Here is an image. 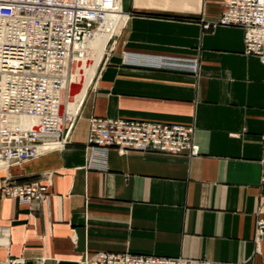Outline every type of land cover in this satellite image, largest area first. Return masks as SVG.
<instances>
[{
	"label": "crops",
	"instance_id": "0c3cea01",
	"mask_svg": "<svg viewBox=\"0 0 264 264\" xmlns=\"http://www.w3.org/2000/svg\"><path fill=\"white\" fill-rule=\"evenodd\" d=\"M118 4L125 23L69 143L8 171L13 183L45 185L48 195L21 203L0 194V264H80L96 253L264 264V237L254 239L264 60L244 53L241 28L215 24L226 0ZM93 117L193 126L199 152L110 149L106 168L91 169Z\"/></svg>",
	"mask_w": 264,
	"mask_h": 264
},
{
	"label": "built area",
	"instance_id": "2783aa9c",
	"mask_svg": "<svg viewBox=\"0 0 264 264\" xmlns=\"http://www.w3.org/2000/svg\"><path fill=\"white\" fill-rule=\"evenodd\" d=\"M116 1L0 0V172L5 173L1 179L2 197L21 203L46 199L45 185L15 184L8 171L38 158L50 146L60 149L69 143L78 114L71 115L63 108L68 67L73 59L87 55L86 42L106 21L115 28L107 51L126 19ZM109 14L114 16L111 20ZM215 24L241 28L244 53L264 60V0H226L225 11ZM196 67L193 63L194 71ZM193 136V126L93 117L85 148L89 152L88 166L105 169L110 149L119 154L196 156L199 149ZM260 165L264 187V134ZM261 200L262 217L258 215L255 220V240L264 237V195ZM80 264L250 263L96 253Z\"/></svg>",
	"mask_w": 264,
	"mask_h": 264
},
{
	"label": "bare ground",
	"instance_id": "6f19581e",
	"mask_svg": "<svg viewBox=\"0 0 264 264\" xmlns=\"http://www.w3.org/2000/svg\"><path fill=\"white\" fill-rule=\"evenodd\" d=\"M117 2V8L120 9L119 4H118V0ZM114 16H112V14L108 15V20H111ZM112 27V26H111ZM115 33V28L109 27V23L106 21L104 23V25L96 32V34L94 35L93 38H91L90 40H88L85 44L86 48H87V55H86V59L85 57L80 59V58H76L73 59L70 63V65L72 66V69L74 70L71 77H70V89H69V95L71 96H76V94L80 91L79 90V85H80V80L82 78V76L84 75V71L85 68L87 67V61L89 60L88 58V54L91 53L92 57L94 56L93 62H92V66H91V70H90V79H92L95 75V71L96 68L98 67V65L100 64L103 54L108 46L109 43V39L112 35H114ZM65 91V88H64ZM64 91H63V108L64 110H67V112L71 115H77V111L79 110V105L81 100L83 99V96L85 94L84 90L82 89L80 91V94L77 95V100L73 101L68 107L69 109H65L64 107ZM78 91V92H77ZM72 98V97H71ZM68 104V103H67ZM66 104V105H67ZM29 126L31 127H35V125L29 124ZM59 149L56 146H50L49 151L52 150H57Z\"/></svg>",
	"mask_w": 264,
	"mask_h": 264
},
{
	"label": "rangeland",
	"instance_id": "374dc122",
	"mask_svg": "<svg viewBox=\"0 0 264 264\" xmlns=\"http://www.w3.org/2000/svg\"><path fill=\"white\" fill-rule=\"evenodd\" d=\"M92 54L91 53H89L88 54V58H89V60L87 61V67L85 68V70L86 71H84V75L82 76V78H81V80H80V85H79V90L81 91L82 89L84 90V92L86 91V89H87V91H86V94H87V92L90 90V89H92L93 88V85H94V77H95V75H94V77L92 78V79H90V70H91V64H92V62H93V59H94V56L92 57L91 56ZM105 52H104V54H103V57H102V59H104L105 58ZM85 59H86V56H85ZM73 69H72V66L71 65H69V67H68V78H67V82H66V85H65V91H64V107H65V109H69V105L75 100H77L78 98H77V95H79L80 94V91L76 94V96H70L69 95V89H70V77H71V75H72V73H73ZM72 97V98H71ZM68 103V104H67ZM67 104V105H66ZM78 112L79 111H77V114H78Z\"/></svg>",
	"mask_w": 264,
	"mask_h": 264
}]
</instances>
